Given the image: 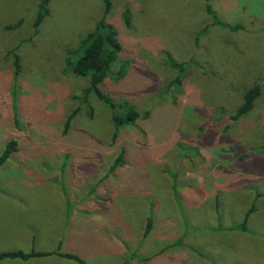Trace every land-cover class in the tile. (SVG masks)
Segmentation results:
<instances>
[{
    "label": "rangeland",
    "instance_id": "374dc122",
    "mask_svg": "<svg viewBox=\"0 0 264 264\" xmlns=\"http://www.w3.org/2000/svg\"><path fill=\"white\" fill-rule=\"evenodd\" d=\"M108 1L103 14V0H49L48 14L33 29L39 0H0V153L14 141L0 164V195L69 192L81 182L91 192L150 194L156 169L172 178V190L174 178L184 179L188 171L190 184L196 174L208 177L206 185H196L200 235L210 236V242L198 239L197 259L264 264V0ZM102 16L120 45L111 73L125 64L121 77L107 76L99 85L112 109L92 93L83 99L88 80L67 71L66 64ZM255 84L261 94L253 107L229 119L242 91ZM128 107L138 116L121 125L112 141L110 116ZM119 153L124 162L109 169ZM213 194L215 207L205 209ZM2 196L0 251H27L23 233L29 217L38 224L44 219L30 208L32 199L23 202L29 204L24 213L18 210L21 201ZM251 205L246 230H229ZM33 224L43 240L63 233ZM69 228L67 240L73 234L92 252L108 250L101 234L95 236L93 218L70 222ZM84 248L74 245L70 251L81 260ZM172 250L164 248L141 264H175L189 248L177 256ZM133 257L141 260L137 251Z\"/></svg>",
    "mask_w": 264,
    "mask_h": 264
},
{
    "label": "crops",
    "instance_id": "0c3cea01",
    "mask_svg": "<svg viewBox=\"0 0 264 264\" xmlns=\"http://www.w3.org/2000/svg\"><path fill=\"white\" fill-rule=\"evenodd\" d=\"M112 165L109 166V169ZM191 176L192 174L190 175L186 171L184 179L182 176L175 177L174 180L177 187L172 190L173 186H170L172 178L161 170L156 169L154 177L150 179L152 184L151 193L147 192L142 195L117 194L118 192L110 194L103 190L91 192L84 190V188L83 190L81 189L82 182L78 186L80 190L78 187H72L69 192L47 194L15 193L13 196V193H11L12 197L8 194L0 195V199L2 196L3 200L15 199V201H21L23 208H18V210L24 213L29 208V204L23 202L29 198L32 199L33 202L30 208H34L35 212H39L44 219L42 223L38 224L34 218L27 215L29 221H25H27L28 232H24L23 235L26 244L29 242V250L24 252L31 250L53 251V253L44 256H32L24 260H11H20L24 264H32L36 261L42 262L39 264H141L146 263L151 256L162 253L164 248H173L171 254L177 256L181 253L182 248L188 247L187 255H184L185 259L178 258L175 264H210L211 262L209 261L214 262V259H197L200 256L196 249L198 239H205L206 242H210V236L201 237L200 235V228L203 227L200 225L201 221L199 222L201 203L198 202L200 192L196 190V185H206L208 177L196 174L190 184L187 180ZM194 191L197 193H194ZM214 196L216 194L212 195L210 205L209 203L202 205L205 209H209L210 206L215 207L216 199ZM204 197L205 195L203 194L202 198L205 199ZM170 200H174L176 206L171 205L172 202ZM5 213L7 214V212ZM182 213L185 216L183 219L180 217ZM148 217L150 218V226L145 233L146 219ZM90 218H93L97 228L95 229V236L101 234L104 240L108 242V250L105 252L99 251V254L92 252L88 243L85 245L78 244V238L74 239L73 234L72 239L67 240V236L70 234V222L76 224ZM33 223L43 227L46 232H48L49 228V233L59 230H61L60 233H63L60 236L57 234L43 240L35 234L37 230L32 228L34 226ZM215 227H211L212 232L216 231ZM77 231L75 230L74 232ZM240 231L242 232V230ZM65 233L66 239L63 238ZM214 242L215 239L211 241V245ZM74 245L85 247L80 254L81 263L54 253L74 255L70 251ZM33 246L44 250L32 249ZM136 251L141 260L133 257V253ZM100 257L112 258L110 259L112 263H109L107 259H99ZM219 263L222 262L220 261Z\"/></svg>",
    "mask_w": 264,
    "mask_h": 264
},
{
    "label": "trees",
    "instance_id": "16d2710c",
    "mask_svg": "<svg viewBox=\"0 0 264 264\" xmlns=\"http://www.w3.org/2000/svg\"><path fill=\"white\" fill-rule=\"evenodd\" d=\"M104 1L103 14L109 10V1ZM49 0H39L36 9V15L33 20V29L41 22V20L48 14V4ZM205 11L210 13L208 7H205ZM123 21L125 25H128V13L126 10L122 13ZM215 20V19H213ZM214 24H219L218 21H214ZM231 28H240L238 24L231 25ZM120 50V45L116 40L115 30L111 24L107 23L102 16L96 23L93 25L92 29L86 32L78 40L77 47L70 52V57L66 62L68 65L67 71L73 73L76 76L86 77L88 80L87 86L82 90V98L85 99L89 93L94 94L97 99H99L103 104L107 105L110 109L113 107V102L108 98L99 88V85L106 79L107 76L118 78L121 77L124 73L125 64H121L117 71L113 74L111 73L110 65L116 59L117 53ZM68 52V51H67ZM72 60V61H71ZM173 66H179V63L169 61ZM175 82H179V79L176 77ZM261 94V88L258 84H255L249 88H246L242 91L241 101L234 109L233 113L229 115V119L236 120L240 116L244 115L253 107L254 102L258 99V96ZM255 100V101H254ZM126 106H128L125 103ZM90 114V113H89ZM146 115V112L142 113V117ZM70 114L64 123L63 131L66 130L68 122L71 118ZM138 116V112L133 108L128 107L125 109V113L118 114L112 112L110 116V121L113 126V131L111 133V140L113 141L117 136V129L123 124L133 123ZM14 149V141L6 142L3 150L0 153V164L8 157V155ZM121 162V154L119 153L114 159L113 165L110 167L118 165ZM253 210L251 205L249 209L245 212L242 221L239 224L228 226L229 230H246V218L248 214ZM150 226V218L146 219L145 233ZM52 252L47 251H29L24 252L22 250H2L0 251V260L1 259H27L32 256H44L51 254ZM55 254L76 260L81 263L75 255L69 253H56ZM82 264V263H81Z\"/></svg>",
    "mask_w": 264,
    "mask_h": 264
}]
</instances>
